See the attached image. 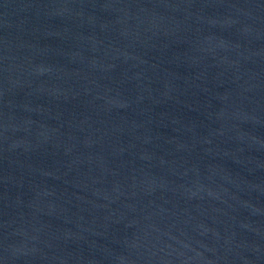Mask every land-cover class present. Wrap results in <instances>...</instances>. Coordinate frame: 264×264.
Masks as SVG:
<instances>
[{
    "label": "water",
    "instance_id": "95a60500",
    "mask_svg": "<svg viewBox=\"0 0 264 264\" xmlns=\"http://www.w3.org/2000/svg\"><path fill=\"white\" fill-rule=\"evenodd\" d=\"M0 264H264V0H0Z\"/></svg>",
    "mask_w": 264,
    "mask_h": 264
}]
</instances>
